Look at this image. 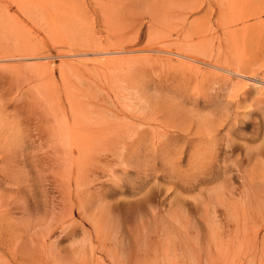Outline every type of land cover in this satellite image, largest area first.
Instances as JSON below:
<instances>
[{"label": "rangeland", "instance_id": "obj_1", "mask_svg": "<svg viewBox=\"0 0 264 264\" xmlns=\"http://www.w3.org/2000/svg\"><path fill=\"white\" fill-rule=\"evenodd\" d=\"M63 1L74 11L70 12L69 25L76 32L63 37L71 42L68 46L60 38L63 34L52 36L48 21L54 19L57 24L66 20L65 14L54 11L55 3L59 9ZM98 2L48 0L41 13L35 11L37 16L14 7L1 10L0 44L17 52L14 32L25 27L31 31H25V36L37 47L34 54L27 51L28 59L22 56L26 60L11 56L0 59V264H264V38L255 32L244 37L239 32V42L244 45L241 57L250 61L247 74L213 67L214 61L205 64L208 73L197 79L184 78L189 69L183 70L179 63L171 70L135 74L132 86L144 88L148 101L159 111L148 110V114L169 121L170 127L164 129L156 123L152 128H141L137 136L134 133L140 141L131 143L137 151L129 160L119 159L121 145L109 148L111 151L103 148V161L96 164L98 168L90 165L89 184L79 194L74 182L57 173L59 167L53 160L63 153L57 138L49 133L55 124L50 113L62 108L69 113L70 108L62 95L61 86L66 82L62 83L59 68L66 61L107 57L103 53L88 56L83 47L87 36L99 44L118 41L108 35ZM124 2L128 19H142L149 4V0ZM0 4L5 7L6 3L0 0ZM217 15L216 9H204L189 14L186 21L194 24L209 16L215 21ZM147 20L142 21L141 40L134 38L136 31L130 33L123 43L124 56H120H136L145 47ZM260 22H264V14L250 17L246 24L254 28ZM212 38L217 46L221 40L222 49L226 48L221 29L210 41ZM23 60L37 62V68L25 72L29 82L25 78L17 81L3 68L6 63ZM71 75L67 83L75 81ZM103 82L101 90L115 80ZM46 86H51L49 98ZM81 87L84 93L100 97V105L89 109L101 112V116H108L110 110L113 113L109 116L122 114L119 104L113 107L115 98L102 99L96 89L90 92L87 84ZM111 170L114 179L108 177ZM178 219L183 221L179 234L175 230ZM167 229H173L175 241L164 245ZM179 236L184 237L185 245H180ZM181 247L186 258L171 257L175 251L180 257ZM157 248L161 251L155 254ZM74 250L82 252L74 256ZM137 251L140 255L151 251V256L137 258L132 255Z\"/></svg>", "mask_w": 264, "mask_h": 264}, {"label": "bare ground", "instance_id": "obj_2", "mask_svg": "<svg viewBox=\"0 0 264 264\" xmlns=\"http://www.w3.org/2000/svg\"><path fill=\"white\" fill-rule=\"evenodd\" d=\"M124 1L125 0H100V2H98L100 3L98 8L101 13V18L106 23L104 24V26L107 29V33L108 35H110L111 38L118 40L117 42L109 41V43L107 44L105 43L99 44L97 43L98 41L94 39L93 37L89 38V36H87L88 38H85V45L83 47L86 48L85 51L88 53V56L89 55L92 56L94 54L98 55L100 53H103L107 57L99 58V59H89V58H95L93 56V57H86L87 60L77 59L75 62L66 61L59 68L62 83L66 82L64 86H61V90L63 91L62 95L67 99V102L69 103L70 108L68 111L69 113L64 112L62 110L63 108L58 110L60 113L58 111L54 112L55 110L53 112L51 110L52 113H50V115L53 116L55 124L53 126L54 128L51 129L49 133L50 134L53 133L51 134L52 137L55 136V138H57L56 142L58 143V145H60L59 146L60 148L58 146L57 147L59 150L61 149L63 153L61 156H59L57 159L53 161H55L56 162L55 165L59 167V171L57 173L61 176L63 174L62 177H68V181L75 183V187H76L75 189L78 192V194L84 190L85 184L86 185L89 184L88 182L89 180H87L86 178L89 177L90 165L95 164V166H97L98 168L99 166L96 164L103 161L102 160V157H103L102 153L104 151L103 148H106L109 150V148H112L113 146L121 145L120 152L123 154L120 155L119 159L122 157L121 160H129L131 157L133 158V153L137 151L136 145L132 146L131 143H133L134 141L136 142L140 141L137 139L136 136L141 128L143 130H146V127L152 128L153 127L152 125L156 123H161L164 129L170 127V124L168 123L169 121L165 122L163 119L161 120L158 115L157 117L153 118L151 115L148 114V110H152L153 113L159 112V111L155 105H152L151 102L148 101L147 97L145 96L144 88L143 90H141L142 88L141 89L139 88L140 85L139 87L135 85L132 86V84L136 82L135 81L134 83L131 84V82H133L132 77L137 76L135 74L142 76V74L146 75L147 72L150 70H154V71L155 70L159 71L160 69L171 70V68L177 67L176 63H179L180 65L183 66V70L189 69L188 72L190 74L184 73L183 75L184 78L194 77L197 79L199 78V76H203L205 72L208 73L207 72L208 70L206 71V67H205V64L208 61L215 62V63H212V66L215 64V66L213 67H218L217 65H220L222 69L228 68L230 69L228 70V72L231 71L235 75H239L243 71L244 73L247 74L248 73L247 67L250 65V61L249 59L248 60L244 59L243 56L241 57V55L243 54L240 53L242 52L240 50L242 49L244 45H242L243 41H242V44L239 42L240 41L239 32L240 31L242 32V37H244V35H247L250 32H255L256 34L260 35L261 38H264V22H260L254 28L253 27L251 28L249 25L246 24V21L250 17L260 18V16L264 14V3H263L264 0H249L250 2L249 4H246L247 6L245 4L243 5L239 4L241 3L242 0H208V1L149 0V4L145 6V12L143 11L144 17H142V19L141 18L138 19L137 17H134V18L129 17L128 19L123 9V7L125 6ZM134 1L137 2L138 0H134ZM259 1H261L262 3H259ZM4 2L6 3L5 7H0L1 8L0 13L4 10L3 8H6L9 11V10H12V7H14L15 10L20 11L21 13H24L26 15L28 14L36 15L35 11H38L41 13V8L46 7L48 0H4ZM63 2L64 3L61 4L63 7L59 9L55 3L54 7H56L57 9L54 8V11H56L58 14H65L66 15L65 17H67L66 20L64 21V19H62L57 24L54 23L55 21L54 19L48 20V21L49 23L52 24V28L51 27L49 28L51 32L53 33L52 36L55 34H56L55 36L59 34H63L64 36L60 35L62 36L60 38L65 40V38L63 37L67 36V33L73 36L76 31L74 32V29H72V27L69 25L70 24L69 20L71 16L70 12L71 13L74 12V11L72 12V8L69 7L71 6V4L65 1ZM143 4H145V2ZM66 8L69 10L68 11L65 10ZM204 9H207V12L211 11V9H216V12L218 13L217 19L213 21L212 19L213 16L212 17L209 16V17H206L204 21L197 22L194 24L193 22L188 23L186 21L187 20L186 16H188L189 14H192L195 11H203ZM77 11L78 9H76L75 11L76 14H77ZM13 19L17 21L16 17H13ZM146 19H148L147 21H149L148 23L150 24H149L148 36L146 39L147 43L145 47H143V49H141L139 54L136 56L122 57L124 56L123 53L125 51L123 43L124 41H126V38L128 37L130 33L136 31V35L134 36V38L138 41L141 40V33L143 30L142 21ZM178 20H180L181 22ZM46 25L47 24H45V27L47 29ZM239 25L242 27L240 29L236 28ZM83 26L86 27L85 25ZM92 26L93 25H91V27ZM102 27L100 28L102 29ZM21 28H22L21 31L16 30L14 32L15 38H14L13 46H14V50L15 51L17 50V52H11L10 48L8 47L9 45L2 46V44H0V59L5 58V57L9 58L10 56L12 59H25V57L26 59H28L29 57L28 56L29 53L27 52L28 50L34 54V51H35L34 48L37 46L31 43V41L28 39L29 37L27 38L25 36L26 32L29 33L30 30H28V28H25V27H21ZM218 28L221 29V32L223 33V36L225 37V40H224L225 46H226L225 49H222L223 42L221 40H219L218 46L215 44L216 42L213 38H212L213 40L210 41L211 37L217 33ZM78 29H81V28H78ZM85 29H87V27ZM85 29H83L82 27L83 31ZM103 31H106V30H103ZM210 35L211 37H209ZM10 38H12V36ZM70 40H73V39H70ZM95 40H96V43L94 44ZM33 42L35 43L36 41H33ZM63 43L66 44L65 46H68L71 42H66L65 40L63 41ZM125 47L127 48V46ZM120 54H122V56H120ZM22 56H25V57H22ZM33 56L32 58H35V56L34 57ZM25 60L21 62H17V64H14V65L6 63L3 68L5 71H10L8 74L12 73L11 76L14 77L17 81L22 78H25V81L29 82L30 79L29 77L27 78V76L25 75V72L30 71L29 69L33 70L32 68H37L35 67L37 62L28 63V61L25 62ZM13 62H16V61H13ZM44 65L46 67L48 66L45 63ZM46 67H44V69H46ZM41 71L42 70H40V72ZM70 74L75 76V81H72L71 83L70 81H68L67 83V79ZM145 77H143V80L146 79ZM50 78H52L53 80L55 79L52 75L50 76ZM104 79L105 80L113 79L115 80V83L111 87H108V88L105 87L104 89L101 90V87H103L102 84H105L106 82V81L103 82ZM127 80L128 81L130 80V81L126 83ZM85 84L90 86L88 91L92 92L93 89H96L95 91L101 92L103 95L102 99L108 98L109 101L110 100L112 101V99L115 98L116 102L113 104V107L114 105L116 106L119 104V106L121 107L122 114H115L114 116H109L110 114L113 113L110 110V113L106 114V115L109 114L108 116H101L100 114L101 112H98L95 109H89L91 107H94V106L96 107L97 105H100L98 101L99 95L95 93L93 94H87L86 92L84 93V89L81 86ZM234 84H237V83H234ZM50 85H53V84H50ZM238 85L239 83L234 86H238ZM17 86L18 85L16 84V88ZM92 86L94 87L92 88ZM48 87H51V86L45 87L46 92H48L47 98L51 96L49 94L50 88ZM53 87L55 86L53 85L51 88ZM56 91L57 90L54 88V92ZM88 106H91V107H88ZM63 107H64V103H63ZM123 107L126 108V110ZM104 109H107V108L105 107ZM94 116H97V118ZM141 116L142 117L146 116V117L141 118ZM134 133L136 134V136H134L135 135ZM165 133L167 135L169 132H165ZM162 137H164V135ZM53 150L54 152H56L55 149ZM126 150H127V154L126 156H124ZM106 152L108 151L105 150V153ZM113 155H115V152H111V156ZM105 161H107V157ZM52 164L54 163L52 162ZM100 167L102 168V165H100ZM109 172L110 174L108 175V177L110 179H114L113 178L114 176H111V175L115 174V172L113 170ZM82 175H83V178H82ZM81 178L82 180H80ZM107 215H109V213ZM176 222H177V226H180V227L176 226V229H175L177 230V234H179L183 221L178 219L176 220ZM51 230L52 229H50L49 231ZM171 231H173V229L166 230L165 232L166 233V243H164V245H166L170 241H173V242L175 241V238L172 237ZM179 237H177V239H179ZM183 238L184 237H180L179 239L180 245H185ZM188 239H191V238H188ZM174 244L175 243H173V245ZM186 248L187 246L185 247V249ZM181 249H182L181 250L182 254L180 257L176 251L171 257L173 258L175 257L176 259L177 258L180 259L183 257L186 258L184 251H183L184 248L181 247ZM159 250L160 249L157 248L154 253L157 254ZM81 252L82 251L74 250L73 255L74 256H76L77 254L80 255ZM150 252L149 251L144 252L140 255L138 254L139 252L137 251L134 254L132 253V255L137 258L139 257V255L143 257H150L151 256ZM165 253H167V251ZM175 263H177V261Z\"/></svg>", "mask_w": 264, "mask_h": 264}]
</instances>
